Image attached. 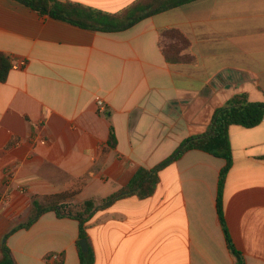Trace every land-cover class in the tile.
I'll return each instance as SVG.
<instances>
[{
    "label": "crops",
    "instance_id": "obj_1",
    "mask_svg": "<svg viewBox=\"0 0 264 264\" xmlns=\"http://www.w3.org/2000/svg\"><path fill=\"white\" fill-rule=\"evenodd\" d=\"M59 1L117 14L138 0ZM170 29L190 40L194 64L166 60L161 31ZM0 52L27 62L0 82L1 248L31 219L35 200L99 204L139 168L204 134L234 96L264 102V0H197L115 33L0 0ZM229 139L224 219L245 264H264V120L231 126ZM225 165L190 150L159 173L152 196L95 213L86 223L90 264H237L216 208ZM78 241L79 221L50 211L7 245L17 264H81ZM53 253L60 263L46 260Z\"/></svg>",
    "mask_w": 264,
    "mask_h": 264
},
{
    "label": "trees",
    "instance_id": "obj_2",
    "mask_svg": "<svg viewBox=\"0 0 264 264\" xmlns=\"http://www.w3.org/2000/svg\"><path fill=\"white\" fill-rule=\"evenodd\" d=\"M18 2L38 11L40 14L71 23L83 29L104 33H115L132 28L139 22L155 16L157 14L173 10L197 0H138L121 13H106L79 3L59 0H17ZM161 50L169 63L194 64L195 56L190 51V40L179 30L170 29L161 31ZM13 59L9 53L0 52V82H6L12 70ZM264 120V102H250L246 94L234 96L224 106L218 108L212 118L211 124L204 134L192 136L184 140L176 151L162 161L156 167L147 169L141 167L134 174L130 182L103 199L99 204L92 200H87L81 205L77 213L69 210L68 206L60 204L61 196L44 197V203L34 202L35 211L31 219L25 223L14 227L3 239L0 248V264H17L11 249L7 245L8 238L21 229H28L32 224L47 212H55L59 217L69 216L79 221V241L77 248L79 251L81 264H90L94 260V254L88 240L86 223L97 212L111 207L116 201L138 196L148 198L152 196L159 183V173L170 164L179 160L190 150H201L213 156L222 158L226 165L221 170L219 188L216 201L217 213L223 229L225 240L230 252L236 257L237 264H245L239 251L232 243L229 230L224 219V188L227 175L233 164L231 142L229 139V128L231 126H241L244 128H254L259 126ZM117 143L114 132H111L109 147L114 148ZM66 198V197H64ZM45 203H48L44 207ZM87 239L88 251L84 252L80 246L81 239Z\"/></svg>",
    "mask_w": 264,
    "mask_h": 264
},
{
    "label": "built area",
    "instance_id": "obj_3",
    "mask_svg": "<svg viewBox=\"0 0 264 264\" xmlns=\"http://www.w3.org/2000/svg\"><path fill=\"white\" fill-rule=\"evenodd\" d=\"M27 62L26 61H21L20 63H13L12 69H24L26 67ZM96 103L98 106L103 107L104 103L101 98H97ZM41 143H45L44 141H41ZM11 178V173H8L7 179L9 180ZM47 261L51 262H61V255L59 253H53L49 256L46 257Z\"/></svg>",
    "mask_w": 264,
    "mask_h": 264
},
{
    "label": "water",
    "instance_id": "obj_4",
    "mask_svg": "<svg viewBox=\"0 0 264 264\" xmlns=\"http://www.w3.org/2000/svg\"><path fill=\"white\" fill-rule=\"evenodd\" d=\"M80 246L84 252L88 251V242L87 239L83 238L80 240Z\"/></svg>",
    "mask_w": 264,
    "mask_h": 264
},
{
    "label": "rangeland",
    "instance_id": "obj_5",
    "mask_svg": "<svg viewBox=\"0 0 264 264\" xmlns=\"http://www.w3.org/2000/svg\"><path fill=\"white\" fill-rule=\"evenodd\" d=\"M47 204L48 203H45L44 207H46ZM66 206H68L69 207V210L72 211L73 213H77L78 210L80 209V207H78L79 205H71V206L66 205Z\"/></svg>",
    "mask_w": 264,
    "mask_h": 264
}]
</instances>
